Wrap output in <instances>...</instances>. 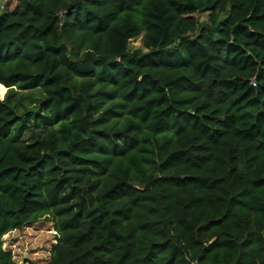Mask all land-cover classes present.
I'll list each match as a JSON object with an SVG mask.
<instances>
[{
    "label": "trees",
    "instance_id": "trees-1",
    "mask_svg": "<svg viewBox=\"0 0 264 264\" xmlns=\"http://www.w3.org/2000/svg\"><path fill=\"white\" fill-rule=\"evenodd\" d=\"M5 88L0 264H264V0H14Z\"/></svg>",
    "mask_w": 264,
    "mask_h": 264
},
{
    "label": "rangeland",
    "instance_id": "rangeland-1",
    "mask_svg": "<svg viewBox=\"0 0 264 264\" xmlns=\"http://www.w3.org/2000/svg\"><path fill=\"white\" fill-rule=\"evenodd\" d=\"M14 5V0H0V15ZM200 22L207 19L206 13H199ZM131 49L142 47V37L129 41ZM6 93H0V100ZM55 231L48 222H37L21 229L9 232L3 237V247L10 250L17 264H45L51 247L55 244Z\"/></svg>",
    "mask_w": 264,
    "mask_h": 264
}]
</instances>
